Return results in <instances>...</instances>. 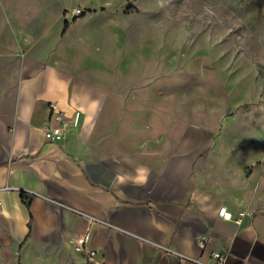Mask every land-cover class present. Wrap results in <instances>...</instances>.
<instances>
[{
    "label": "crops",
    "instance_id": "obj_1",
    "mask_svg": "<svg viewBox=\"0 0 264 264\" xmlns=\"http://www.w3.org/2000/svg\"><path fill=\"white\" fill-rule=\"evenodd\" d=\"M67 7L0 0V264H264L263 193L219 178L215 129L191 122L169 144L167 89L104 68ZM51 103L69 121L60 142L45 137ZM88 228L91 258L72 242Z\"/></svg>",
    "mask_w": 264,
    "mask_h": 264
},
{
    "label": "rangeland",
    "instance_id": "obj_2",
    "mask_svg": "<svg viewBox=\"0 0 264 264\" xmlns=\"http://www.w3.org/2000/svg\"><path fill=\"white\" fill-rule=\"evenodd\" d=\"M58 1L67 29L97 39L104 68L119 59L121 72L167 89L169 144L191 122L215 129L219 178H251L264 196V0Z\"/></svg>",
    "mask_w": 264,
    "mask_h": 264
},
{
    "label": "built area",
    "instance_id": "obj_3",
    "mask_svg": "<svg viewBox=\"0 0 264 264\" xmlns=\"http://www.w3.org/2000/svg\"><path fill=\"white\" fill-rule=\"evenodd\" d=\"M49 111H50V119L45 129V137L50 142H60L64 138L65 131L69 125V121L67 120L66 114L56 104L51 103L49 105ZM78 122H79V114L77 113L75 114V117L72 123L73 126L76 127L78 125ZM0 205H1V202H0ZM220 215L225 218L231 217V215L226 212L225 208L221 209ZM89 218L92 221H97L94 218H91V217ZM89 239H90V228L87 229L85 234L76 237L75 240H73L72 242L74 243V248L77 252L81 254H87L91 258L95 255V252L87 251L86 246L89 242ZM204 239L205 238L203 237L199 238V244L201 245L202 248H204ZM188 259L197 264H225L227 260V255L224 253H220V252L214 253L212 255V259H213L212 263L203 261L202 259H197V260H194L191 258H188Z\"/></svg>",
    "mask_w": 264,
    "mask_h": 264
},
{
    "label": "trees",
    "instance_id": "obj_4",
    "mask_svg": "<svg viewBox=\"0 0 264 264\" xmlns=\"http://www.w3.org/2000/svg\"><path fill=\"white\" fill-rule=\"evenodd\" d=\"M85 15V13H83L81 16H84ZM67 26H68V24H67V22L65 23V28H67ZM23 198H24V200L26 201V202H28V199L26 198V195L23 193ZM28 204V206H29V203H27Z\"/></svg>",
    "mask_w": 264,
    "mask_h": 264
}]
</instances>
